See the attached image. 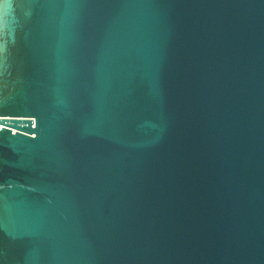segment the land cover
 Returning <instances> with one entry per match:
<instances>
[{
	"label": "water",
	"instance_id": "obj_1",
	"mask_svg": "<svg viewBox=\"0 0 264 264\" xmlns=\"http://www.w3.org/2000/svg\"><path fill=\"white\" fill-rule=\"evenodd\" d=\"M0 264H264V0H0Z\"/></svg>",
	"mask_w": 264,
	"mask_h": 264
}]
</instances>
